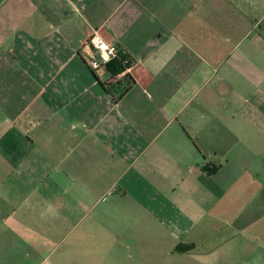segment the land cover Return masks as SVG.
Listing matches in <instances>:
<instances>
[{"label": "crops", "instance_id": "1", "mask_svg": "<svg viewBox=\"0 0 264 264\" xmlns=\"http://www.w3.org/2000/svg\"><path fill=\"white\" fill-rule=\"evenodd\" d=\"M226 229L264 264V0H0V264H202Z\"/></svg>", "mask_w": 264, "mask_h": 264}, {"label": "rangeland", "instance_id": "2", "mask_svg": "<svg viewBox=\"0 0 264 264\" xmlns=\"http://www.w3.org/2000/svg\"><path fill=\"white\" fill-rule=\"evenodd\" d=\"M223 228V227H222ZM236 236V233L232 232L230 229H226V230H222V233H219L218 235V240L216 241V246H217V251L214 252L216 249L211 248L213 246H211L209 244V242L207 241V243L202 244V249H193V246H186V250L185 252H191L192 255H201L199 256V259L202 261V264H209L210 263V258H217L218 259V264H261L259 263L258 257L256 256L255 258L248 259L246 260L245 257V251L243 249L238 248V251H235L233 249V254L225 257V250H222L224 244H226L227 241L231 240L233 237ZM221 249V250H220ZM214 252V253H213ZM210 253H213L212 255H210ZM219 255V256H218ZM248 258H250L249 256H247ZM244 258L245 261H242V259ZM250 260V261H249Z\"/></svg>", "mask_w": 264, "mask_h": 264}, {"label": "built area", "instance_id": "3", "mask_svg": "<svg viewBox=\"0 0 264 264\" xmlns=\"http://www.w3.org/2000/svg\"><path fill=\"white\" fill-rule=\"evenodd\" d=\"M99 37L100 39L96 41L95 44H93V40L96 37ZM106 44L108 47L107 49H103L100 47V45ZM88 49H90L89 54L85 55V59L94 73L100 77L103 75L104 70L106 69L108 63L113 61L114 59L118 58L120 55L128 56L129 62L131 63L130 68H128L124 73L130 72L133 65L134 60L133 58L128 54L127 51L121 50L119 47H117L114 44L107 43L98 33L93 34L88 43H87ZM107 54L109 56L108 61L106 62L103 59V56ZM123 73V74H124Z\"/></svg>", "mask_w": 264, "mask_h": 264}, {"label": "trees", "instance_id": "4", "mask_svg": "<svg viewBox=\"0 0 264 264\" xmlns=\"http://www.w3.org/2000/svg\"><path fill=\"white\" fill-rule=\"evenodd\" d=\"M130 65L129 57L120 55L118 58L108 63L106 68L112 76H117L123 74L128 68H130ZM186 249L187 248L184 245L179 247L180 251H185Z\"/></svg>", "mask_w": 264, "mask_h": 264}, {"label": "clouds", "instance_id": "5", "mask_svg": "<svg viewBox=\"0 0 264 264\" xmlns=\"http://www.w3.org/2000/svg\"><path fill=\"white\" fill-rule=\"evenodd\" d=\"M99 39H100V38L97 36V37L93 40V44H95L96 41L99 40ZM100 47L103 48V49H107L108 46H107L106 44H102V45H100ZM103 59L107 62L108 59H109V56H108L107 54H105V55L103 56Z\"/></svg>", "mask_w": 264, "mask_h": 264}]
</instances>
